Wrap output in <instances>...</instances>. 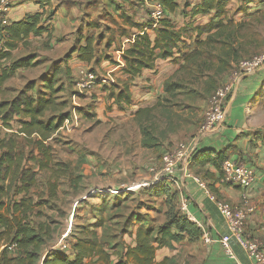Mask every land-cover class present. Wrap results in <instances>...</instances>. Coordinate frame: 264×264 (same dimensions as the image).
Masks as SVG:
<instances>
[{"label": "rangeland", "instance_id": "obj_1", "mask_svg": "<svg viewBox=\"0 0 264 264\" xmlns=\"http://www.w3.org/2000/svg\"><path fill=\"white\" fill-rule=\"evenodd\" d=\"M91 1L93 2L84 1L78 3L79 6H74L78 12H82L77 16L78 19L82 18L79 32L93 35L97 39V50L102 51L99 55L110 58L113 53L111 50L118 48L119 35L123 32L127 35L130 31L122 26V17L134 15L136 11L144 13L145 8L141 2H136L137 0ZM187 1L190 3L193 0H182L181 4ZM73 2L53 0L46 11L50 12L51 6L72 10ZM183 12L184 10L181 11L182 15ZM227 16L233 24L240 26L232 43L231 39L223 38L227 43H231L229 47L233 48L235 59H231L224 69H220L223 66L219 67L215 59L203 58L199 61L213 66H209L210 68L202 73L192 68L181 70V61L173 62L171 59L168 68L162 67L161 78L154 81L148 89L152 96L150 100L153 101H148L147 105L143 102L142 105L151 106L157 101H160L161 105L152 113L148 122V127L158 135V149L141 146L139 121L134 117V111L137 109L135 106L140 102L134 98L130 105H118L108 95L107 100L99 105H94L88 95L83 98L80 95L76 98L82 106L78 119L74 121L68 118L49 138L48 144L53 155L51 167L58 174L57 179L51 170L38 169L31 159V155L37 153L34 151L31 154V146L17 137L25 156L24 167L35 173L36 183L30 189L29 195L37 206L30 214L29 221L31 225H42L48 230L44 252L54 250L57 245L59 248L71 247L74 237L81 235V227H90L92 224L98 225L95 231L98 238L111 250L119 243L123 247L124 238L128 239L140 220L155 226L161 224L165 219V208L161 202L158 205V197L146 191L149 183L154 180V172L150 169L158 167L160 157L165 151L174 149L179 143L195 142L207 136L204 126L209 99L218 87L232 80L234 73L238 76L227 105L236 95L238 97L231 116L222 124L225 130L210 134L216 133L217 137L223 140L236 137L237 132L233 128L240 124L236 122L241 118L239 113L243 110L239 108L240 104L245 108L246 116L256 121L255 125L259 127L256 129L264 131V63L252 73L238 72V64L242 60L264 55V0H231L227 5ZM60 20L62 21L61 18ZM89 23L96 24V27L88 29ZM186 23L185 20L182 22L184 25ZM77 27L61 34L50 33L48 36L45 33L46 36L34 39L28 45H21L13 51L14 58L35 53L38 64L32 68L19 69L6 82V86L4 83L0 88V102L11 99L17 88L23 87L28 81L36 83L35 89L30 93H38L39 89H42V81L56 71L54 87L61 89L57 95L61 97L60 100L67 101L68 107L69 104L71 106L72 97L78 90V79L71 76V70L70 74L66 73V64L71 62L65 59V55L76 43L79 34ZM224 33H228V30ZM108 43H113L115 48L110 50ZM221 46L218 45L216 49L208 52L216 55ZM119 59H122V54ZM89 69L96 74H106L95 68ZM164 76L167 77L164 79ZM113 79L116 80V77L113 76ZM166 79L182 84V88L166 94L163 91V82ZM110 85L112 84H105V88L108 90ZM11 125L14 129L19 127L18 116ZM11 135L13 134L10 130L1 127V137ZM258 136L263 137L264 132ZM53 183L56 184L55 195L50 196ZM18 187L17 181L11 184V198L18 199L24 195H14ZM126 187L133 188L117 194L109 192L110 189ZM101 194L105 195V202L101 200ZM212 206V209H216L220 214L216 204ZM220 216L224 221L223 216ZM101 221L103 223L99 224ZM175 245L174 249L183 251V244ZM116 251L113 250V253ZM177 253L169 258L166 264H189L182 259L179 252Z\"/></svg>", "mask_w": 264, "mask_h": 264}, {"label": "trees", "instance_id": "obj_2", "mask_svg": "<svg viewBox=\"0 0 264 264\" xmlns=\"http://www.w3.org/2000/svg\"><path fill=\"white\" fill-rule=\"evenodd\" d=\"M148 1L158 2L164 15L155 26L153 39L145 32H138L129 39L128 45L121 49V60L124 62L121 71L128 77L118 83L115 80L108 89V97L113 98V102L118 105L131 104V80L139 76L143 70L155 69L158 60L181 61V70L192 68L202 73L213 66L199 61L203 58L215 59L219 67L223 66L220 69H224L231 59H235L233 48L229 47V44L235 40L240 26L233 24L227 16V5L231 0H199L184 15L193 17L197 14H211L210 20L197 26L187 22L180 28H177L176 23L171 19V15L179 8L180 0ZM183 6L186 8L190 4L184 2ZM52 15L51 11L47 13L43 9L18 21L5 23L4 20H0V88L15 75L17 70L32 68L38 64L35 53L14 58L13 51L21 45H28L27 39L31 35L36 37L47 33L50 36L49 24L44 22L50 20ZM124 22L136 26L130 17H126ZM94 26L90 24V27ZM225 30H228V33H224ZM122 34L124 35L125 32ZM224 37L227 40L231 39V43H227ZM185 39L192 42L187 44ZM96 44L97 39L93 35L79 33L75 45L68 50L65 59L70 60L76 53L79 61L89 64L97 60ZM218 45H222L219 53L211 55L209 52ZM66 73L70 74V67L67 64ZM56 74L57 72L53 71L50 77L42 81V89H39L38 93H30L35 89L36 83L28 81L11 99L0 102V129L7 128L13 134L10 137L0 136V246L15 245L13 252L9 251L7 246L0 250V264H166L168 259L160 262L155 260L157 249L163 246L170 247L171 242H180L184 237H188L191 241L197 240L202 232L195 222L180 212L178 191L164 179L150 183L146 188V191L152 195L164 197V221L158 226L150 224L144 226L141 223L143 220H140L135 233V245L123 247V252L118 254L117 258L112 259V255L117 253L108 251L104 241L99 239L89 227H81V235L74 237L72 258L58 249L47 251L43 258L45 240L49 233L47 228L42 225H31L29 221L30 214L37 206L29 195L36 179L35 173L24 167L25 156L17 137L31 146V154L34 151L37 153L31 155V159L38 169L51 170L57 179L59 176L51 167L53 155L48 140L69 118L71 106L69 104L68 107L67 101L60 100L61 97L57 95L61 89L54 87ZM180 88L182 84L176 81L166 79L163 82V91L166 94H171ZM160 106V101H157L154 105L142 106L134 111V117L139 121L143 148L160 147L158 135L148 127L152 113ZM81 110L79 108L78 112ZM16 116L19 127L14 129L11 122ZM227 159L226 150L199 148L191 158L189 170L192 171L191 166L200 167L210 164L218 174L216 180H220L222 164ZM193 173L204 178L201 174ZM14 181L19 183L14 195L24 193L18 199L10 196V186ZM55 189L56 184L53 183L50 187V196L55 195ZM104 198L105 195L101 194L103 202H105ZM102 223L101 221L99 224Z\"/></svg>", "mask_w": 264, "mask_h": 264}, {"label": "crops", "instance_id": "obj_3", "mask_svg": "<svg viewBox=\"0 0 264 264\" xmlns=\"http://www.w3.org/2000/svg\"><path fill=\"white\" fill-rule=\"evenodd\" d=\"M71 1H74L73 4L71 5L72 10L70 9L67 10L65 7L64 8L57 7L58 8L57 10L55 6L53 7L51 6L52 9L51 12L53 13V15L50 20L44 22L45 24H49L51 33L61 34L62 32L73 31L75 26L76 27L78 26L77 33L79 32L80 23H82V18L80 17L78 19L77 16L79 14H82V12H78V9H75V7L79 6L78 3H83L84 1L85 3H89L93 1L91 0H71ZM181 1L182 0L179 1L178 10L171 15V19L176 23L177 28H180L184 25L182 24L184 20L186 22H192L193 26L205 24L210 20L211 14H197L193 17H190V15H186L184 17L181 11L184 10L183 14H187L189 9L193 5L198 3L199 0L191 1L189 3L190 6L186 8H184L183 6L184 3L181 4ZM52 2L53 0H13L12 6L9 8V11L5 16L3 22L10 23V22L18 21L27 17L28 15H32L43 9L47 10V7L50 4H52ZM136 2H141L143 7L145 8L144 13H141V11H136L134 15L132 14L126 15V17H130V19L133 17L131 21L134 24H136V26L127 25L124 22V19L126 17H122V22H123L122 26L124 28H129L130 31L127 35L126 34L119 35L120 40L118 39L119 41L118 48L115 49L114 51L111 50L112 48H115L114 44L108 43V45L111 46L110 47L111 52H113L110 58H106L104 56L99 55L102 54L101 53L102 51L97 50L98 44H96L97 60H93L89 64L79 61L77 59L76 53L73 54L72 58L69 60V62H71L69 63V67L71 70V76H75L78 79L77 88L79 87L80 73L83 70L89 68H95V70L99 72L101 71L102 73L114 72L112 75L116 77L117 83L119 81H124L125 79H127L128 76L123 74L121 71L123 65L122 62L119 60V58L121 57L120 54L121 49L125 48L128 45L127 42L129 41V39H132L133 36L138 32L147 33V35L151 39H153L155 36L156 25L153 24V21L149 15L151 11L150 10L151 1L137 0ZM60 18L64 22H62ZM90 24L95 26L90 27ZM87 27L88 29L95 28L96 24L89 23ZM43 36H46V34H42L41 36H36V37L31 35L27 39V41L30 43L32 40L38 39ZM185 42L187 44H190L192 40L185 39ZM170 61L171 59L158 60L156 61L155 69L143 70V72L139 76H136L131 80V84H132L130 88L131 98L132 100L136 98L138 102H140V104L135 106L136 108L142 107L143 102H145L144 105H147L148 101L150 102L153 101L152 99L150 100V97L152 96H150V92L148 89H150V86L153 85L154 81L158 80V78H161L160 76L162 73L161 72L162 67L165 66V68H168L167 66L171 64ZM18 71L19 70H17V72ZM166 77L167 76H164L163 78L165 79ZM6 82L4 84L5 86L7 84ZM21 88L22 87L19 86L15 91V94ZM88 92H89L88 96L94 102V105L102 104L104 103V100H107L106 97L108 95V90H106L104 84H95L91 87V89ZM83 97L85 96H82V98ZM237 97L238 95H236L235 98H233L232 101H230V104H228L225 120H227L228 117L231 116V111L234 107ZM244 104L246 103L244 102ZM239 108L243 110H241L242 113H239V116H241V118H238L239 120L236 121L237 123L240 124H236L233 128V130L237 132L236 137L226 138L223 140L220 139V137H217V134L214 133L210 135L207 134V136L202 138V140L200 139L193 142L196 145V149L209 147L214 149L215 151L226 150L228 154V159L233 161H237V162L244 160L252 161L257 171L254 186L252 188L244 190L235 185L222 184L219 182V180H216L218 174L216 172V169L210 164H206L200 167L191 166V169L193 172H196L204 176L208 189L217 199L227 201L228 203L236 204L241 202L243 200V197L247 198L248 200L247 206L251 207L252 211H250L247 215L245 233L249 238L257 240L258 243L264 248V136L257 137L258 134L261 135L263 134L264 131L260 129H256L259 128L257 127V125H255L256 121H252L251 118H248L246 116L244 112L245 108L243 107V105L240 104ZM222 130H225L224 125L218 131H222ZM140 143H141V136H140ZM176 174L179 178V182L182 186L184 194L187 196L189 200L190 210L196 221L200 222L204 226V228L207 231H209V233L212 236L227 234L228 233L227 225L225 221H223L218 211H216V209H212L213 207L212 205L214 204V202L210 199V197L200 187H198L197 184L194 183L190 178H185L180 168L177 170ZM158 199H159L158 205L161 202V205L165 208L164 197H158ZM143 223L144 226H147L149 224L154 225L153 223H148V222H143ZM92 225L89 227V229H92L95 232L97 229L96 227L97 225L94 224ZM137 227L138 226L134 227L128 239L124 238L125 243L123 244V247L135 245V233ZM95 234L97 235L96 232ZM72 243H71V247H68L69 249L66 248V246H63L62 248H58V250L65 255H69V257L72 258L71 256V254L73 253ZM175 244H178L179 246L183 244L184 246L183 251L174 249V247L176 246ZM230 246L238 261H240L242 264L251 263V260L247 256L246 252L235 241H231ZM123 247H121L120 243L115 247V249L117 250L116 251L117 254L112 255V259L117 258V255L123 252L124 250ZM115 249L113 248L112 250L108 249V251L111 252ZM177 252H179V255L182 256V259L188 261L189 264H233V260L224 253L219 243L217 242L206 243L204 242L202 237L193 241L189 240L188 237H184V239L181 240L180 242H171L170 247L168 246L160 247L159 249L156 250L155 260L160 262L164 259H169L172 256H174L175 253L178 254Z\"/></svg>", "mask_w": 264, "mask_h": 264}, {"label": "built area", "instance_id": "obj_4", "mask_svg": "<svg viewBox=\"0 0 264 264\" xmlns=\"http://www.w3.org/2000/svg\"><path fill=\"white\" fill-rule=\"evenodd\" d=\"M150 18L154 25H157L159 19L164 15L161 5L156 1L150 2ZM12 6V0H0V20H4L7 15L9 8ZM128 41V40H127ZM122 50L120 51V54ZM122 64L123 61L119 59ZM264 63V55H258L251 59L242 60L238 64V72L252 73ZM114 72L106 73L105 75L96 74L91 69H85L80 73L79 87L77 92L72 97V105L70 109L69 119L76 121L78 119V110L82 106L76 101V98L81 96H87L88 91L95 84H111L115 82L113 79ZM237 73H234L232 80L223 86L218 87L211 95L206 113H205V131L210 134L218 131L224 123L227 109L228 100L232 93L233 86L237 80ZM68 120V119H66ZM65 120V121H66ZM1 125V120H0ZM196 145L194 142H183L179 143L174 149L165 151L158 163V167L150 169L154 172V180L151 183H157L159 180H166L174 186L179 194V210L189 220H193L200 227L202 232V239L206 243L217 242L222 247L224 253L233 260V264H242L235 257V254L230 246L231 241H235L250 258V264H264V248L258 243L257 240L249 238L245 233V225L247 221V215L252 211L251 207L247 206V198L243 197V200L239 203L232 204L224 200L217 199L208 189L207 183L203 177L197 175L189 170V164L191 158L196 151ZM182 170L185 178H190L194 183L197 184L216 204L217 209L223 216L224 221L228 228V233L224 235L212 236L204 226L196 221L191 213L189 200L184 194L182 186L177 176V170ZM256 167L252 161H233L227 159L222 164V175L219 182L222 184L235 185L241 189L247 190L252 188L256 180ZM150 184V183H149ZM133 187H126L120 189H110L109 192L117 194L123 192V190H129ZM7 246V245H5ZM5 246H0V250ZM9 251H14L15 245L10 244L7 246ZM57 245L55 249H58ZM47 252L43 254V258ZM42 264V263H40Z\"/></svg>", "mask_w": 264, "mask_h": 264}]
</instances>
